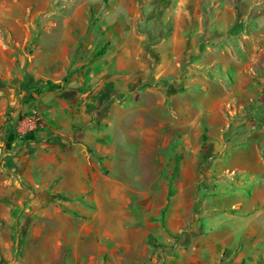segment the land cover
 <instances>
[{"label": "crops", "instance_id": "obj_1", "mask_svg": "<svg viewBox=\"0 0 264 264\" xmlns=\"http://www.w3.org/2000/svg\"><path fill=\"white\" fill-rule=\"evenodd\" d=\"M185 1L186 9L178 4L185 13L184 24L177 13L170 33L154 44L144 42L133 25L138 17L136 0L108 2L104 10L112 19L98 32L90 28L80 39L83 52L73 57L76 26L65 20L66 30L54 40L49 34L56 27L57 13L50 11L49 23L31 43L32 54L19 55L12 72L4 65L6 71H1L10 84L0 85V92L8 97L7 104L18 108L10 116L8 134L16 132L21 109L37 110L43 124L28 132L31 140L20 134L9 151L0 148V264H62L65 249L58 255V245L71 246L76 255L78 241L113 237L116 219L137 206L151 209L154 193L164 199L172 192L161 205L165 208L170 202L166 217L170 232H182L190 239L194 227L211 229L196 217L185 225L184 199L196 193L198 178L207 176L198 165L202 145L214 144L206 162L221 152L218 129L233 122L232 114L241 113V122L263 136L264 63L259 57L264 53V2L242 0L249 6L240 4L241 12L237 8L233 18V11L223 10L219 0ZM232 5V0H224V7ZM257 7L262 13L253 16L249 27L245 22L252 12L248 11ZM205 12H212L216 23L230 25L227 36L205 28ZM117 13L120 16L114 17ZM198 39L202 48L194 56ZM220 42L221 48L216 45ZM223 61L233 69L228 85L209 71L223 70ZM251 64L258 68L250 69ZM20 81L19 90L30 95L27 103L11 99ZM197 87L201 92H217L218 99L210 102L205 93L198 95ZM101 92L108 95L99 101ZM174 143L179 147L168 153ZM260 143L249 148L262 169ZM197 204L193 199V209H198ZM227 205L238 209L242 203L226 202L222 207ZM74 214L86 219L76 220ZM212 232L216 253L233 233ZM248 236L247 228L240 240L247 241Z\"/></svg>", "mask_w": 264, "mask_h": 264}, {"label": "rangeland", "instance_id": "obj_2", "mask_svg": "<svg viewBox=\"0 0 264 264\" xmlns=\"http://www.w3.org/2000/svg\"><path fill=\"white\" fill-rule=\"evenodd\" d=\"M112 1L0 0V85L4 87L5 84H10L7 83L8 75L4 76L1 71L2 69L6 71L4 65L7 66L8 71L12 72L18 66L19 55L25 53L30 56L32 54L31 43L36 40L37 31L49 23L46 15L50 11L57 13L54 17L57 23L56 27L49 34V37L51 36L54 40H58L62 32L66 30L64 28L65 20L76 26L75 32L72 33V41L73 44L76 40L78 43L76 41V45L70 51V56L73 57L79 52H83L84 41H80V39L88 33L90 28L98 32L103 24L106 25L112 19L107 16L104 10L108 2L113 3ZM219 1L223 3V10L227 8L229 12L233 11V15L231 14L233 18H237V8L240 9V4L241 6H249L250 1L255 2L254 4L264 2V0H245L249 3L247 4L242 0H232L233 5L231 7H224V0ZM199 2L206 3L205 0H199ZM179 3L181 7L187 5L185 0H136L134 11L138 13V17L135 18L133 25L144 42L154 44L164 39L170 33L172 18L177 13L180 15V24H184L182 17L185 13L183 14L182 9L178 8ZM246 8L244 7V9ZM248 12H252V16L251 18L246 17L245 24L250 27L253 24V16L262 12L259 7ZM116 16L119 17V13L114 15V17ZM124 19L128 20L127 18ZM203 22L205 28L212 33L218 32L219 35L227 36L230 25L216 23L212 12H205ZM25 37L27 38L26 41L24 40ZM221 42L216 44L220 48ZM201 48L198 39L196 52L193 55H197ZM97 50L98 52L102 51V47L99 46ZM259 58L261 59L260 62L264 63V53ZM25 60H27V56ZM222 66L223 70L217 67L209 69L213 75L211 77H215V74L226 84H230L233 69L225 61H223ZM256 68L258 67L254 64L250 65V69ZM222 74L223 76H220ZM23 78L25 79V76ZM22 81L14 87V92H12L11 99L14 103L22 104L31 101L28 93L27 98L22 96L24 93L20 91ZM211 81L216 82L213 78ZM213 88L215 87L213 86ZM196 90L198 95L205 93L210 102V99H218L217 92H201L199 87ZM5 99L8 100V97L4 92H0V148L2 152L12 148L11 142L16 136L30 131L24 123L27 117L36 114L40 118L39 126L43 124V117L37 110L25 111L21 109L17 117L16 132H9V135L10 116L16 113L18 108L15 107V104H7ZM201 105L203 106H201L202 109L205 110L204 105ZM232 117L233 122L230 124L228 121V123L226 122L227 125L219 123L221 128L218 129V133L223 141L221 152L213 155V158H209L207 162H203L200 167L205 175L208 172L207 176H200L196 193L189 194L184 199L186 203V209L183 213L186 220L185 225L187 226V223L198 218L202 219L204 228L209 229L211 227V229L204 231L202 228L195 229V227L189 226V228L194 229L190 231L194 233V235L191 234L193 236L190 239L188 235L187 239H184L186 235L183 236L182 232H170L166 226V217L170 211L167 207L170 202L165 208H162L161 205L165 204V200H170L169 196L172 195V192L168 193L164 199L160 193H154L151 209H143L137 206V208L125 210L124 216L119 220L116 219V233L113 237L106 234L99 241H78L75 243L76 249H78L76 255L71 246L58 245V255L62 249H65L64 254L66 255L62 257V264H214V255L219 258L218 264H264V160L261 161L262 169L258 168L259 163L256 162L249 148L251 144L258 145L260 142V145L264 147V133L261 137L260 130H251L249 126H245L247 124L244 125L241 122V113L236 112L232 114ZM247 133L249 134L247 135ZM9 136H12V141L8 140ZM134 140L136 142L139 140L137 134ZM135 141L133 147L136 145ZM178 147L179 144L174 143L169 146L167 151L170 153ZM210 152L214 153L213 143L210 146ZM261 157L264 159L263 153H261ZM218 167H220L219 170ZM237 168L244 169V172H237ZM224 169H230L231 173L223 171ZM259 169L263 174L259 172ZM193 199L199 202L197 205L200 208L193 209ZM238 200L242 203L241 208L236 209V206L231 207L230 205L222 207L226 202L234 203ZM1 202H5V200H1ZM89 209L92 210L93 207ZM75 216L76 220L79 217H82L83 221L86 219L80 214H74ZM194 217L196 218L194 219ZM206 217H208L207 221L204 222ZM71 220H69L70 223H76L74 219ZM90 222L93 228L95 226L94 220ZM146 223L149 225L146 226ZM107 226L111 227L106 224ZM247 228L248 240L242 241L240 240L241 234ZM145 231H148L146 235ZM212 231L218 236H222L226 231L233 233L226 239V245L217 248L216 253L212 249L215 240ZM148 235H151L154 242L163 245L161 250L155 251L148 244ZM17 247L19 248L20 244L19 246L16 245ZM83 252L88 254L83 255Z\"/></svg>", "mask_w": 264, "mask_h": 264}, {"label": "trees", "instance_id": "obj_3", "mask_svg": "<svg viewBox=\"0 0 264 264\" xmlns=\"http://www.w3.org/2000/svg\"><path fill=\"white\" fill-rule=\"evenodd\" d=\"M63 80H65V78H63ZM48 83V82H47ZM108 94L107 93H105V92H101L100 94H99V96H98V100L100 101V100H102L103 99V96H107ZM24 98H27V92H24L23 93V95H22ZM31 131H33V130H30V132ZM24 138L26 139V140H31L32 139V135H31V133H28V132H26L25 134H24ZM8 140L9 141H12L13 140V138H12V136H9V138H8ZM212 145V142H206V143H204L203 145H202V149H201V157H200V159H199V161H198V165L201 167V165L203 164V162H206V159L208 158V156H209V154H210V146ZM184 239H187V235H186V238H184ZM147 242H148V244H150L152 247H153V249L155 250V251H159V250H161V248L163 247V245L161 244V243H157V242H154L153 240H152V238H151V235H148L147 236Z\"/></svg>", "mask_w": 264, "mask_h": 264}, {"label": "built area", "instance_id": "obj_4", "mask_svg": "<svg viewBox=\"0 0 264 264\" xmlns=\"http://www.w3.org/2000/svg\"><path fill=\"white\" fill-rule=\"evenodd\" d=\"M24 121L25 125L28 126L29 130H34L40 125V118L36 114L27 117Z\"/></svg>", "mask_w": 264, "mask_h": 264}]
</instances>
